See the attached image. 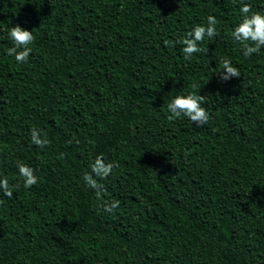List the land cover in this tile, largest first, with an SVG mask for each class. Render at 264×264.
Returning <instances> with one entry per match:
<instances>
[{"label":"trees","instance_id":"16d2710c","mask_svg":"<svg viewBox=\"0 0 264 264\" xmlns=\"http://www.w3.org/2000/svg\"><path fill=\"white\" fill-rule=\"evenodd\" d=\"M0 264H264V0H0Z\"/></svg>","mask_w":264,"mask_h":264}]
</instances>
